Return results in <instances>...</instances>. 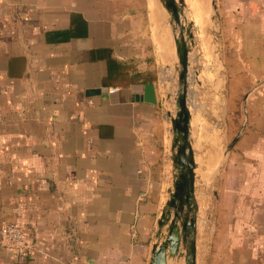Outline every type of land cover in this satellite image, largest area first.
I'll return each instance as SVG.
<instances>
[{"label":"crops","instance_id":"1","mask_svg":"<svg viewBox=\"0 0 264 264\" xmlns=\"http://www.w3.org/2000/svg\"><path fill=\"white\" fill-rule=\"evenodd\" d=\"M216 5L226 88L248 110L227 174L253 220L207 239L203 262L264 264V0ZM172 39L159 0H0V230L20 221L33 242L24 259L0 244V264H149Z\"/></svg>","mask_w":264,"mask_h":264},{"label":"rangeland","instance_id":"2","mask_svg":"<svg viewBox=\"0 0 264 264\" xmlns=\"http://www.w3.org/2000/svg\"><path fill=\"white\" fill-rule=\"evenodd\" d=\"M192 1L186 0L187 7L185 15L189 20L194 19ZM194 1L195 4L196 2H198V0ZM199 1H201V4L204 8L203 11L205 10L203 12L204 15L206 14V37L211 42L212 47H215L216 55L218 56L219 60V65L217 66V73L215 74V76L211 74V77L214 76L212 79L205 77L204 71L201 67V63L199 62V58H197L201 56L202 51L198 42V31L194 25V46L190 55L191 69L189 80V103H191V105H189V108L192 114L191 139L193 141V147L195 150L197 167L199 165V160L197 159L201 157V159L203 158V161L205 162V167H210L211 165V168H213L212 172L209 173L206 184H201L197 173L198 168L196 170V191L201 190L203 191L204 195L206 194L204 200L206 203L204 202V207L202 206L203 209L201 207L199 208L198 214V228L201 229L200 227L202 225V220L205 223V227L204 229H202V232L199 233L198 229V244L200 248L199 264H204L203 245L207 239H209V242H212V238L214 239L217 237V232L219 230H229L233 221H248L253 220V218H251L252 206L250 205L252 198H244V201L246 202L244 204V211L242 212L243 208L240 207L242 200L235 195V187L237 181L235 180L234 176H230L227 174V172H230L231 170L229 166L231 153L228 156H224L229 144L240 132L243 126H246L247 124L248 110L246 107V101L237 99L236 94L229 91V87L226 88L229 76L224 65V40L221 36L218 35L217 29L213 23L211 0ZM217 24L221 27L219 20L217 21ZM172 76H174V80H170L169 83H165L161 88L162 99L160 101L162 110L164 109L165 113V128L168 126V129L170 128L168 113L172 116H175L177 111V107L174 101L176 100V93L178 90L177 80H175L177 74L173 73ZM211 80L216 86H211V84H213V82L211 83ZM210 108H212L213 111H211ZM204 142L206 143L204 144ZM217 145L219 151L218 153L220 154V160L215 165V147ZM208 158L211 160L208 161ZM164 163L166 164L164 166L169 170L168 185H171V171H173V168L171 165V161L166 153L164 157ZM220 168L221 170L219 171ZM234 168L235 167H233V169ZM214 190L218 191V194L220 196L219 200H216L214 198ZM210 206L211 210H209ZM236 230L240 232L243 231L242 229Z\"/></svg>","mask_w":264,"mask_h":264},{"label":"water","instance_id":"3","mask_svg":"<svg viewBox=\"0 0 264 264\" xmlns=\"http://www.w3.org/2000/svg\"><path fill=\"white\" fill-rule=\"evenodd\" d=\"M169 17L173 42L177 56L178 90L175 104L176 115L168 113L169 145L167 156L173 168L171 185L166 193V201L158 220L157 241L152 248L149 264H197L198 214L199 203L196 197L197 162L191 139L192 114L189 108V80L191 59L194 46L193 20L185 15L186 0H159ZM213 23L221 36L218 26L216 0H211ZM152 89L148 86V89ZM155 101L154 98L151 99ZM211 111L212 108H210ZM245 125L232 140L225 151L228 156L243 134ZM221 168L219 169V171ZM218 200V191L214 190ZM211 210V206L209 207Z\"/></svg>","mask_w":264,"mask_h":264},{"label":"bare ground","instance_id":"4","mask_svg":"<svg viewBox=\"0 0 264 264\" xmlns=\"http://www.w3.org/2000/svg\"><path fill=\"white\" fill-rule=\"evenodd\" d=\"M192 1V0H191ZM197 1V0H196ZM205 1V0H204ZM193 3H192V5H193V10H194V24H195V27H196V29H197V31H198V42H199V44H200V49H201V51H202V54H201V56L200 57H197V58H199V62L201 63V67H202V69H203V71H204V74H205V77H207V78H210V79H212L214 76H215V74L217 73V66L219 65V60H218V56L216 55V49H215V47L213 48L212 47V45H211V42L207 39V37H206V35H207V22H206V14L204 15V11H203V6H202V4H201V1H199L198 0V2H196V4L194 3L195 1L193 0L192 1ZM152 4V3H151ZM204 4V3H203ZM155 4H153V6H154ZM159 5V4H158ZM156 6V5H155ZM155 8V10H157V8L156 7H153V9ZM152 9V8H151ZM153 9H152V11H153ZM151 11V12H152ZM154 12V11H153ZM159 12V11H158ZM156 14H157V12H156ZM154 16H156L157 17V15H155V14H153ZM153 17V16H152ZM154 18V17H153ZM159 18H162V17H159ZM153 20V19H152ZM156 21V20H155ZM158 21H159V19H158ZM157 21V22H158ZM161 24V23H160ZM158 25H159V22H158ZM161 26V25H160ZM163 26V25H162ZM164 29H165V27H164ZM159 30V28H157V31ZM162 30V29H161ZM163 31V30H162ZM166 31V30H165ZM160 33H161V31H160ZM164 34H166L167 35V33H164ZM162 35H163V32H162ZM163 37H165V36H163ZM166 40H168V38L166 39ZM173 40V39H172ZM172 40H169L170 42H172ZM161 41H163V40H161ZM160 42V41H159ZM164 44V43H163ZM167 45V44H166ZM173 47H175V46H173ZM173 47H172V49H173ZM171 48V47H170ZM163 49H164V46H163ZM160 50V49H159ZM165 50V49H164ZM195 58V57H194ZM171 60V59H170ZM198 60V59H197ZM168 61V60H167ZM211 74H213L214 76L213 77H211L212 75ZM169 79V78H168ZM213 81L211 80V83H212ZM218 85V84H217ZM211 86H216L215 84H214V82H213V84H211ZM216 90V89H215ZM217 98V97H216ZM171 99V98H170ZM171 101V100H170ZM169 101V102H170ZM175 101V100H174ZM189 105H191V103H189ZM195 105V104H194ZM193 106V105H192ZM170 135V134H169ZM201 136V135H200ZM203 137V136H202ZM211 141V140H210ZM199 143V142H198ZM206 142H204V144H205ZM208 143H210V142H208ZM203 144V143H202ZM203 144V145H204ZM212 144V143H211ZM215 144V143H214ZM213 146H215V145H213ZM203 147V146H202ZM212 148V147H211ZM216 148V152H215V165L218 163V161L220 160V154L218 153L219 151H218V145L215 147ZM209 149V148H208ZM213 150V149H212ZM206 151V150H205ZM200 152H201V150H200ZM199 152V153H200ZM213 154V153H212ZM196 156V155H195ZM198 157V156H197ZM197 160H199V165H198V177H199V179H200V182H201V184L203 183V184H206V181H207V179H208V177H209V173H211L212 172V169L213 168H211V165H210V167H205V162L203 161V158L201 159V157H199V159H197ZM206 160V159H205ZM209 160H211V159H209L208 158V161ZM213 160V159H212ZM207 161V160H206ZM217 168V167H216ZM218 171V170H217ZM172 172V171H171ZM214 174V173H213ZM217 174V173H216ZM212 175V174H211ZM212 177V176H211ZM210 177V178H211ZM171 182V181H170ZM199 182V181H198ZM210 182V181H209ZM208 182V183H209ZM200 184V183H199ZM199 186V185H198ZM197 186V187H198ZM204 187V186H203ZM206 188V187H205ZM198 189V188H197ZM202 189V188H201ZM199 190V189H198ZM206 190V189H205ZM206 193H207V191H206ZM206 195V194H205ZM205 195L203 194V191H201V190H199V191H196V197H197V201H198V203H199V208L201 207L202 208V206H203V204H204V200H205ZM209 199V198H208ZM206 203V202H205ZM204 207V206H203ZM203 209V208H202ZM201 209V210H202ZM203 211V210H202ZM201 213V212H200ZM202 214V213H201ZM201 214H200V216H201ZM200 219V218H199ZM201 219H202V217H201ZM205 220V219H204ZM202 225H201V229H199V233L200 232H202L203 230L202 229H204V227H205V223H204V221L202 220ZM207 225V224H206ZM206 231V230H205ZM200 235V234H199Z\"/></svg>","mask_w":264,"mask_h":264},{"label":"built area","instance_id":"5","mask_svg":"<svg viewBox=\"0 0 264 264\" xmlns=\"http://www.w3.org/2000/svg\"><path fill=\"white\" fill-rule=\"evenodd\" d=\"M111 92H115L114 89ZM0 244L3 250L11 255L24 259L33 250V242L30 238L26 224L15 221L7 223L0 230Z\"/></svg>","mask_w":264,"mask_h":264}]
</instances>
